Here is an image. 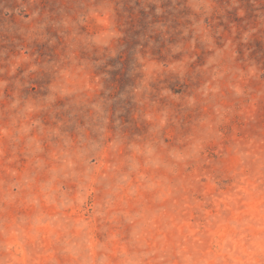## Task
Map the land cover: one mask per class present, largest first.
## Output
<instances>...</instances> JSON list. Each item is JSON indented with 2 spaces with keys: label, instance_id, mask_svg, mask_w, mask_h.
<instances>
[{
  "label": "rangeland",
  "instance_id": "obj_1",
  "mask_svg": "<svg viewBox=\"0 0 264 264\" xmlns=\"http://www.w3.org/2000/svg\"><path fill=\"white\" fill-rule=\"evenodd\" d=\"M0 264H264V0H0Z\"/></svg>",
  "mask_w": 264,
  "mask_h": 264
}]
</instances>
